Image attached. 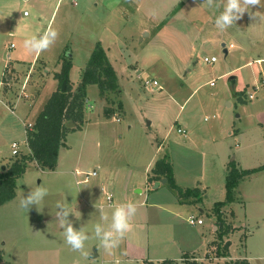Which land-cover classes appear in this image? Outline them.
<instances>
[{
  "label": "rangeland",
  "instance_id": "1",
  "mask_svg": "<svg viewBox=\"0 0 264 264\" xmlns=\"http://www.w3.org/2000/svg\"><path fill=\"white\" fill-rule=\"evenodd\" d=\"M6 1L0 0V7L6 5L4 13L10 20L0 19V31L12 23L15 28L0 32L1 166L14 159V141L18 153L29 154L26 125L34 122L54 87L58 88L54 73L61 71L65 59L71 61L68 81L74 91L99 42L116 71L118 88L100 96L96 84L86 86L85 122L80 127L67 125L65 144L58 151L61 174L42 169L34 160L27 163L17 179L16 198L0 208V245L5 242L0 255L18 264L25 262L26 249L58 246L61 241L55 230L48 235L35 231L37 220L55 216L57 202H78L82 185H93L101 203L106 202L101 186L145 185V164L155 155L172 163L180 187L202 185L198 201L186 203L204 224L191 225L187 220L182 225L191 239L198 229L209 241L173 264H227L229 254L217 256L209 247L217 242L222 249L225 241L233 257L264 264V170L245 176L233 191L234 200L225 202L228 163L239 158L245 168L264 160V125L256 116L264 108V85L260 83L259 90L253 87L254 80L264 77V34L256 35L264 27V4L251 9L250 21L245 11L236 24L221 32L215 18L225 0ZM249 25L257 31L240 35L239 30ZM50 27L57 35L49 48L39 53L24 48L25 38H39ZM212 55L215 62L203 60ZM41 61L46 63L44 68ZM231 75L236 77L235 85L228 81ZM146 80H156L160 88L145 85ZM245 84L255 98L241 105L236 91H244ZM8 85L11 89L4 93ZM107 107L112 111L105 115ZM208 135L223 141L225 148L215 146ZM225 151L230 154L226 168L217 160ZM40 185L48 189L45 200L38 207L21 208L22 194ZM168 185L165 180L158 195L177 197ZM217 201L224 202L222 216L234 226L222 241L213 226ZM95 246L102 247L99 242ZM115 258L118 262L109 263L141 264Z\"/></svg>",
  "mask_w": 264,
  "mask_h": 264
},
{
  "label": "crops",
  "instance_id": "2",
  "mask_svg": "<svg viewBox=\"0 0 264 264\" xmlns=\"http://www.w3.org/2000/svg\"><path fill=\"white\" fill-rule=\"evenodd\" d=\"M22 1H26V0H22ZM5 2L7 1L5 0ZM5 6L6 5L0 7V17H1L0 19L5 18L9 21L10 17L5 15L4 13L6 10ZM250 14L251 12L247 11V22L250 21ZM12 24L13 26H10L9 24V27L4 28V31H0L2 32L1 34H5L4 32H8V31L11 32L12 30H14L15 24L14 23ZM252 30L257 31V29H254L251 25H249L244 28H241L239 32L240 35L243 36L245 34L252 33ZM263 34H264V27L258 29V34L256 35L258 38H262ZM222 45H224V43H222ZM229 46L231 47L232 45L230 44ZM10 47H14L12 43L10 44ZM224 52L225 54H227L226 47L224 48ZM260 60L261 59H256L257 62H259ZM41 62L44 68L46 66V63H44L45 60L44 62L43 61ZM250 63L251 60L246 62V64L248 65ZM10 67L11 70L13 69L17 70L15 67L12 66ZM6 78L8 80L11 78V76L7 75ZM56 82L53 83V87L55 86ZM258 82H259L258 80H254L253 83L254 84L253 87L256 90L257 89L259 90L261 88L260 86L264 85V77L260 78L259 84ZM235 83H236V77L233 85H235ZM248 84H245L246 86L244 87V91L242 90L236 91L237 93L242 94L239 96V98H237L236 96L237 101L242 103L241 105H246L248 100L255 98L252 92L247 93L246 88L248 87ZM23 85L21 87V90L23 89ZM54 88L56 89V87ZM10 89L11 88L8 85L6 88L3 89V91L5 93L8 92ZM55 89H53L52 92H54ZM250 95L252 97H250ZM256 116L261 120L259 121V123L261 125H264V108L258 110L256 112ZM234 132L238 134L240 131H234ZM211 136L212 137L210 138L208 135V138L211 142L215 143V146H220L222 147V149L225 148V146L223 145L224 144L223 141L221 140L217 141V139H215L216 137L215 135H211ZM229 156L230 154L227 151H225L224 153H222L221 161L219 160V158H217L218 163L223 167L225 166L226 168V164L228 163ZM149 158L150 159L147 160L144 168L145 185H141V186L134 184L128 185L127 183H125L122 186H119V184H117L113 186L114 188L112 187V185H105L106 186L105 188H103L102 186L100 187L101 190L100 192L104 193L105 200H106V194L112 195V200L110 202L106 200V202L104 201L105 203H101L99 199L101 200L102 197L101 198L99 197L100 193L98 190L97 191L95 190L93 185L81 186V188L78 191L79 201L76 202V200L74 199V201L69 205L72 207H77V211L79 212L77 213V217L70 214L69 218L73 221L74 227L76 228L83 227L85 231L89 233L90 236H93L92 239L86 242L84 249L73 250L71 246L65 242L64 230L59 226L56 217L44 216L43 218L37 220L38 225L37 227H35L36 228L35 231L40 232L42 235L43 234L48 235V232L55 230L56 234H58L61 243L59 244L58 242L57 244L58 246L55 247L31 248L29 250L26 249L24 253L25 262H20L18 264H104V263H109L110 261L113 260L115 262H118L117 258H115L116 256H120L124 258L126 262H137V263L140 262L141 264H160L163 260H167V259L172 260L175 263L180 262L185 258H187L190 254L194 255L201 245H204V243H208L209 238L204 236L203 230H201L200 232L197 229L195 230V234L192 235L193 239H191V237L183 231L184 226L182 225V221L187 222V217L189 215H194L197 218H201V217L193 213L194 209H188V207H190L191 205L187 203L190 202L191 198L189 200H183V201L179 200L177 197L173 198V195L171 197L164 198L158 194H161L159 188L161 187V184L165 182H162L161 180L155 181V182H159L157 186L148 184L147 174L149 170L152 168L153 163L157 160L155 155H152ZM235 163L241 169H248V168H254L264 165V160H261L255 166L245 167V168H242V166L240 167L239 158L238 160L235 161ZM53 171L55 172V174L57 173L61 174V171L58 169V165ZM93 171L96 172L95 170ZM201 186L202 185L198 186V188ZM182 188H187V187L183 186ZM151 189H154L155 193L151 192ZM16 196L13 199L0 205V208H5V206H7L9 202L14 200ZM63 196H65L64 192H63ZM129 201L134 202L137 205V212L131 221L132 223L131 230L128 233H126L125 237L121 240L119 246L116 249L112 250L111 252L105 251L103 247H101V249L97 248L95 245L99 241L94 238L93 231H94L95 223L100 218L98 211L99 207L103 205L104 211L108 214L109 219L107 221H103V223H105V225L107 226V224L110 222L111 212L113 211L114 207L119 205L120 203H126ZM198 211L200 213H203L204 209L198 207ZM39 224H41V226H39ZM203 224H204V220L202 219L201 224H195V225L197 226ZM213 226L214 229L217 230L218 227L215 223L213 224ZM0 236H1V232H0ZM4 245L5 242L4 241L1 242L0 245L1 254L5 252ZM209 247L212 251L217 253L218 251L217 243L213 242L211 245H209ZM10 251L11 250H7V255H9V257L11 255ZM93 252H96V256L90 257V254ZM228 254L229 255L226 256L227 262L230 260L240 259L233 257L229 251ZM1 257L2 260L0 264H14L9 259H4L3 256ZM222 258L224 257L222 256L221 259ZM98 260L100 261V263L98 262ZM217 264H221V263H217Z\"/></svg>",
  "mask_w": 264,
  "mask_h": 264
},
{
  "label": "trees",
  "instance_id": "3",
  "mask_svg": "<svg viewBox=\"0 0 264 264\" xmlns=\"http://www.w3.org/2000/svg\"><path fill=\"white\" fill-rule=\"evenodd\" d=\"M70 68L71 61L65 59L62 62L61 71L54 73V77L58 80V88L49 96L32 123L31 128L26 133L29 154L24 152L17 153L9 165L4 168L0 165V205L16 196L17 179L23 175L29 161L34 160L42 169L54 170L56 168L59 148L65 144L67 123L73 121L76 126L80 127L85 122L83 111L87 85L96 84L100 96L107 95L108 92H114L118 88L116 71L99 42L92 49L86 66L82 71L80 83L74 91L71 90L68 81ZM63 80H66L65 91L61 90V82ZM239 96L240 94L238 93ZM111 111L112 109L107 107L104 109V114L108 115ZM261 169H264V165L241 169L234 160L230 161L227 165L225 202L234 200L233 191L245 176ZM149 172L147 174L148 184L164 178L169 184L170 190L172 192L176 191L175 195L179 200L183 201L191 198L190 202L198 201V187L182 188L177 185L173 176L172 165L165 157L157 159ZM223 204L224 202L217 201L214 205V210L217 213L218 237L221 241L223 236H227L234 229L222 216L220 208ZM228 246L229 241H225L222 249L218 245L217 256L228 255ZM1 260L2 257L0 255V263ZM173 263L174 261L167 259L160 264ZM227 264H249V262L247 259H235Z\"/></svg>",
  "mask_w": 264,
  "mask_h": 264
},
{
  "label": "clouds",
  "instance_id": "4",
  "mask_svg": "<svg viewBox=\"0 0 264 264\" xmlns=\"http://www.w3.org/2000/svg\"><path fill=\"white\" fill-rule=\"evenodd\" d=\"M211 2V0H210ZM264 4V0H225L223 11L215 18V25L221 32L227 30L240 19L245 11L257 5ZM57 31L51 27L43 32L39 38L32 35L23 40V46L28 51L37 53L49 48L53 39L56 37ZM48 195V189L43 185L31 189L27 194L23 193L20 199V206L28 210L33 205L39 206ZM99 220L94 225L93 235L99 241V245L105 251L111 252L116 249L121 240L132 228V219L137 212V205L134 202L120 203L115 206L111 212L110 222L105 225L103 221H107L108 214L104 211L103 205L98 209ZM77 207L69 206L63 201L57 202L55 217L61 228L64 230L65 242L71 246L73 250H82L85 248L86 242L93 238L83 227L76 228L73 221L69 218L70 214L77 217Z\"/></svg>",
  "mask_w": 264,
  "mask_h": 264
},
{
  "label": "built area",
  "instance_id": "5",
  "mask_svg": "<svg viewBox=\"0 0 264 264\" xmlns=\"http://www.w3.org/2000/svg\"><path fill=\"white\" fill-rule=\"evenodd\" d=\"M203 60H204L205 62H214V61L216 60V57H215V56H210V57H208V56H204V57H203ZM144 84H145V85H154V86H157V87L159 88L158 82H157L156 80H152V81L146 80V81L144 82ZM250 97H252V96L250 95ZM31 126H32V123H28V124L26 125V130L30 129ZM178 131H182V130L179 128ZM11 147H12L11 152H12L13 155H16V154L19 152V150H20L18 143L15 142V141L11 143ZM91 174H92V175H95L96 172L93 171ZM106 200H107L108 202H110V201L112 200V195H111V194H106ZM187 220H188V222H189L191 225L201 224V223H202V219H201V218H197V217L194 216V215H189V216L187 217Z\"/></svg>",
  "mask_w": 264,
  "mask_h": 264
},
{
  "label": "water",
  "instance_id": "6",
  "mask_svg": "<svg viewBox=\"0 0 264 264\" xmlns=\"http://www.w3.org/2000/svg\"><path fill=\"white\" fill-rule=\"evenodd\" d=\"M234 80H235V76H234V75L229 76L228 81H229L232 85H233V83H234ZM65 85H66V80H63V81L61 82V90H62V91H65ZM70 124H73V122L67 123L68 126H69ZM2 168H4V166H2ZM161 181H162V182H165V179L163 178V179H161ZM158 184H159V182H156V185H155V186H157ZM95 256H96V252H93V253L90 254V257H95Z\"/></svg>",
  "mask_w": 264,
  "mask_h": 264
}]
</instances>
